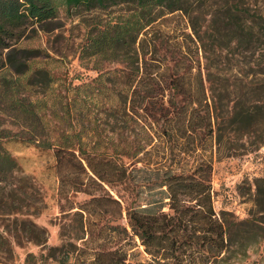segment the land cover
Instances as JSON below:
<instances>
[{"label": "trees", "instance_id": "trees-1", "mask_svg": "<svg viewBox=\"0 0 264 264\" xmlns=\"http://www.w3.org/2000/svg\"><path fill=\"white\" fill-rule=\"evenodd\" d=\"M114 7L121 13L92 25L79 54L121 66L99 73L96 92H89L105 100V113L115 122L107 140L112 150L101 146L99 133L89 148L76 133L51 141L41 115L47 104L35 95L38 83L48 89L53 84L49 73L36 66L47 55L22 45L23 38L28 30L49 32L62 9L75 16L110 15ZM174 14L186 20L190 32L158 27ZM189 42L197 44L203 67L192 61ZM221 65H228V75ZM104 80L116 88L103 86ZM0 107L20 127L17 133L0 131V191L20 170L2 144L14 141L53 153L60 194L89 196L79 207L60 208L76 226L62 228L57 246L48 245L47 229L30 219L36 207L23 213L1 196L0 264H13V245L40 248L37 254L26 253L24 264H130L132 239L155 264H221L234 246L246 245V236H260V218L215 213L211 175L212 148L235 152L252 137L264 144V0H0ZM74 108L61 104V118H72ZM189 157L192 165L183 164ZM126 164L153 169L155 187L167 202L157 208L132 202L122 207L124 196L104 187L125 183ZM254 183L257 196L264 195V179ZM95 188L104 194L95 195ZM101 202L114 210L90 211ZM123 212L126 226L112 224ZM104 214L111 220L94 225Z\"/></svg>", "mask_w": 264, "mask_h": 264}, {"label": "rangeland", "instance_id": "rangeland-1", "mask_svg": "<svg viewBox=\"0 0 264 264\" xmlns=\"http://www.w3.org/2000/svg\"><path fill=\"white\" fill-rule=\"evenodd\" d=\"M120 13L119 8L114 7L110 15L96 13L75 16L73 10L67 13L62 9L50 26L49 32H30V30L26 32L22 45L32 48L39 47L45 51L47 57L39 58L36 61V66L47 71L53 81L49 89L38 83L35 91L39 100L45 101L47 104L41 115H44V135L51 141L62 133H76L83 139L85 147L89 148L97 141L94 133H99V139L103 141L101 146L108 151L112 150L107 140L112 137L110 130L115 122L105 113L107 109V106L104 105L105 100L101 101L98 96H91L89 92H96L94 87L97 84L94 79L99 73L113 71L121 66L109 63L102 58H82L79 54L90 27L100 22L103 24ZM93 16L95 18L92 19ZM168 19L162 25H158L162 31L172 29L175 33L190 32L186 20L179 14H174ZM28 37H32V39L27 41L28 44H25ZM189 46L192 49V61L196 66L199 63L203 67L204 60L201 54H196L197 44L189 42ZM220 69H222V73L228 75V65H221ZM103 83V86L107 88H116L108 81L104 80ZM67 103L70 104V107L76 105L81 114L75 113L77 109L74 108L72 118L62 119V112L59 109L61 104L67 105ZM53 106L56 107L52 110ZM2 129L13 133L20 131L17 122H13L8 115L0 112V131ZM241 143L245 145L243 148L230 153L226 150L217 153L212 148L213 209L216 214L226 212L236 220L260 218L264 222V195L257 196V188L254 183L256 179H264V144H256L255 137L245 138ZM2 144L16 159L20 170L15 175V181L10 185L1 186L4 190L0 191V198L3 196V203L9 206L21 207L23 213L26 211L32 213V207H36L37 214L31 216L30 219L38 226L47 229L48 245H59L62 228L71 231L76 226V223L72 221L71 214L62 216L60 208L63 207L66 210L70 206L79 207L88 201L89 196L70 192L64 196L65 194L58 192L59 181L51 151L35 148L28 143L2 141ZM153 160L160 161L158 157ZM186 161L183 164L192 165L194 158H186ZM126 166H128V177L123 185H116L113 189L104 187L115 197L117 193L124 196L127 201L126 204H122V207L125 208L132 202L133 206L152 205L157 208L167 202L165 193L155 187L158 176L153 169L144 167L142 164L133 166L126 164ZM19 178H26V182H18ZM260 189H264V184L260 183ZM93 193L95 195L104 194L96 188ZM27 203L31 204V208H26ZM89 209L96 215L97 213L101 215L103 210H114V206L101 202L98 206H91ZM108 220L111 218L104 214L94 225L106 224ZM112 224L126 226L125 212ZM232 235L237 237L236 232H233ZM259 235L257 240L253 235L246 236V245L243 247L234 246L227 261L221 264H264V225L259 231ZM237 242L238 238H235V243ZM129 245L131 246L127 248L129 249L128 261L130 264H155L143 252L137 239H132ZM13 249L15 253L13 264H24L26 253L37 254L40 251V248L32 245H25L24 248L13 245Z\"/></svg>", "mask_w": 264, "mask_h": 264}]
</instances>
